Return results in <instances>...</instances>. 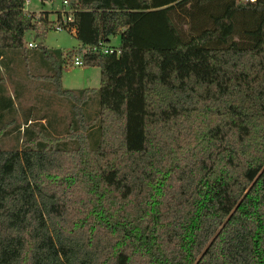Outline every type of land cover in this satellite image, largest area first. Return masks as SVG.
Here are the masks:
<instances>
[{
  "label": "trees",
  "instance_id": "obj_1",
  "mask_svg": "<svg viewBox=\"0 0 264 264\" xmlns=\"http://www.w3.org/2000/svg\"><path fill=\"white\" fill-rule=\"evenodd\" d=\"M69 2L99 140L0 146V264H264V0ZM48 12L0 0V138L19 124L1 59ZM34 50L73 91L63 53Z\"/></svg>",
  "mask_w": 264,
  "mask_h": 264
},
{
  "label": "rangeland",
  "instance_id": "obj_2",
  "mask_svg": "<svg viewBox=\"0 0 264 264\" xmlns=\"http://www.w3.org/2000/svg\"><path fill=\"white\" fill-rule=\"evenodd\" d=\"M44 4L47 8L57 10L63 7L62 0H46ZM28 6L39 8L42 2L30 0ZM187 28L188 25H184V29ZM45 42L51 47L63 49L78 46V40L73 33L54 28L47 30ZM111 42L118 46L119 35H113ZM15 60L11 75L14 77L10 76L9 81V74H2L10 90L12 87V92L17 96L18 111L14 120L19 122L20 129L17 127L19 124L7 127L0 138V146L5 149L21 147L22 141L26 142L28 138L39 135L41 141L52 143L59 148H75L80 143L89 147L95 145L99 140L97 95L94 92L83 94L77 89L67 92L57 90L56 84L45 78L47 74L41 69L37 70L34 66L32 68L25 64L22 55L15 57ZM28 75L31 78H27ZM99 79L98 66L73 65L69 58H65L61 71V83L64 87H83L87 85L86 82L89 85H97ZM27 114L33 115L30 123L23 121L24 115ZM9 117L10 115H6L3 122Z\"/></svg>",
  "mask_w": 264,
  "mask_h": 264
},
{
  "label": "crops",
  "instance_id": "obj_3",
  "mask_svg": "<svg viewBox=\"0 0 264 264\" xmlns=\"http://www.w3.org/2000/svg\"><path fill=\"white\" fill-rule=\"evenodd\" d=\"M40 1L42 2V6H40L39 8L28 6L30 4V0L28 1V3H25V8H27L28 10H33V11H37V12L38 11H42V10L49 11L48 14H47L48 19L56 21V18H57V12L56 11H58V10L45 7L44 2L46 0H40ZM35 32L36 31L34 29H31V30L27 31V33H26V47L24 49H19V50H15V51H8L6 54H4L3 58L1 59V70H2V73L6 72V73L9 74L8 75V78H9L8 80L9 81L11 80V77L12 78L14 77V76H11L12 75V69L15 66V61H16L15 57H18V55L19 56L22 55V58L24 59L25 64H27L28 66H31V67L34 66L35 69H37V70L41 69L47 75H49V74L51 75V73H52V68L50 67V60L51 59L50 58H46V60H44L43 58H41V56L34 50V46L28 45L27 44L28 42H32L33 44L34 43L37 44L38 42H42L47 48L60 50L63 53V55L61 57V59H63V60H65V58H66L65 53L67 51L71 50L70 48L63 49V48H58V47H51L45 42L47 31L45 32V34L43 36H40V37H36ZM73 36L76 38L75 34H73ZM112 36H110V40L108 41V43H110V44H112V42H111V37ZM80 45H81V42L78 40V46L76 48L80 47ZM112 45L116 46L117 44H112ZM63 64L64 63H62V67H63ZM29 75L26 76V77L27 78H31ZM95 80H98V79L95 78ZM5 83H6L7 92L10 95H13L14 93L12 92V87H11V90H10V86L8 87L6 80H5ZM86 84L87 85H85L83 87L82 86L64 87L62 85V83H61V87L62 88H69V89H73V90H76V89L79 90V89H82V88H97L99 86V84H97V85H89L87 82H86ZM14 101H15L16 111H18L17 110L18 109L17 100L15 99V97H14Z\"/></svg>",
  "mask_w": 264,
  "mask_h": 264
},
{
  "label": "built area",
  "instance_id": "obj_4",
  "mask_svg": "<svg viewBox=\"0 0 264 264\" xmlns=\"http://www.w3.org/2000/svg\"><path fill=\"white\" fill-rule=\"evenodd\" d=\"M29 0H24V7L25 3H28ZM249 1H254V0H249ZM62 5L63 7L59 10L60 11V17L56 18V21L53 25V28L56 30H66L69 31L70 33H75L76 31V26L74 24V17H73V8L70 5L69 0H62ZM28 10L27 8H25ZM30 46H35L36 44L32 42L27 43ZM95 49L100 50L103 53H119V49L117 46H113L112 44L108 43L107 41H98L96 45H94ZM69 62H71L73 65H82V56L81 54H73L69 58Z\"/></svg>",
  "mask_w": 264,
  "mask_h": 264
}]
</instances>
